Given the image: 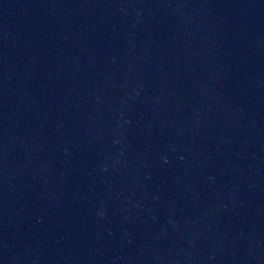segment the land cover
<instances>
[{
  "label": "water",
  "instance_id": "1",
  "mask_svg": "<svg viewBox=\"0 0 264 264\" xmlns=\"http://www.w3.org/2000/svg\"><path fill=\"white\" fill-rule=\"evenodd\" d=\"M0 264H264V0H0Z\"/></svg>",
  "mask_w": 264,
  "mask_h": 264
}]
</instances>
